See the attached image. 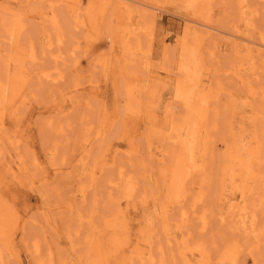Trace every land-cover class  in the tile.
I'll list each match as a JSON object with an SVG mask.
<instances>
[{"label":"rangeland","instance_id":"374dc122","mask_svg":"<svg viewBox=\"0 0 264 264\" xmlns=\"http://www.w3.org/2000/svg\"><path fill=\"white\" fill-rule=\"evenodd\" d=\"M258 45L264 0H0V264H264Z\"/></svg>","mask_w":264,"mask_h":264},{"label":"bare ground","instance_id":"6f19581e","mask_svg":"<svg viewBox=\"0 0 264 264\" xmlns=\"http://www.w3.org/2000/svg\"><path fill=\"white\" fill-rule=\"evenodd\" d=\"M117 11V10H116ZM116 11H114L113 13H116ZM140 12V11H139ZM112 18H113V14H112ZM113 22V21H112ZM129 32V31H128ZM133 34H131V36H132ZM130 36V37H131ZM134 36V35H133ZM130 43V42H129ZM31 50H32V48H31ZM253 52H256L257 54H259V53H262V54H264V45H258L254 50H253ZM32 53L34 54V52L32 51ZM128 55V54H127ZM129 56V55H128ZM57 57V56H56ZM147 64V63H146ZM58 77H61L60 75L58 76ZM5 93H6V85H2V86H0V94H1V100H0V106L2 105L1 103L3 102L2 100L4 99V97H5ZM253 92H251V94H252ZM255 93V92H254ZM253 93V94H254ZM252 94V95H253ZM256 94H254V96H255ZM3 98V99H2ZM200 102V101H199ZM202 102H204L203 100L200 102V104L202 103ZM203 104V103H202ZM207 106V105H206ZM206 106H204L205 107V109H206ZM200 107H202L201 108V110H203V106H201L200 105ZM199 107V108H200ZM197 110V109H196ZM199 110V109H198ZM196 113H199V112H196ZM262 145H259L258 146V148L261 150V148H263V147H261ZM84 159V158H83ZM83 159H81L80 160V162H83ZM81 168V167H80ZM81 170V169H80ZM92 172V171H91ZM264 177V176H263ZM126 180V179H125ZM112 187L115 185L113 182H112ZM133 182L131 183V182H129V181H125V185H124V192H127V193H124L125 195L126 194H128V192L130 193L132 190H133ZM109 187H111V186H109ZM109 187H108V189H109ZM115 187H117L116 185H115ZM114 187V188H115ZM111 189V188H110ZM82 192V191H81ZM133 193V192H132ZM80 196V195H79ZM127 196H129V195H127ZM142 196V195H141ZM109 199H110V197H109ZM131 199V198H130ZM69 207V206H68ZM239 209H240V207H239ZM245 210H246V208H245ZM239 211V210H238ZM241 211V210H240ZM239 211V212H240ZM244 211V210H243ZM192 214H194V213H192ZM240 214H242V213H240ZM89 217V216H88ZM253 217V216H252ZM91 218L89 217V220H87V224H88V226L90 227V228H93V223L91 222V220H90ZM241 219V218H240ZM251 219V218H250ZM79 220V219H78ZM255 220V219H254ZM182 221L183 222H185L186 221V217H184V218H182ZM240 221V220H239ZM79 222V221H78ZM248 223V222H247ZM240 224H241V230H242V232L243 233H245V234H250L251 233V235H253V233H254V231H256L255 230V227L253 226V223H252V226H250V227H248V226H246L245 225V223H241L240 222ZM251 224V223H250ZM255 225V224H254ZM69 232V231H68ZM77 232V231H76ZM257 236H259V235H257ZM256 236V237H257ZM68 237H69V235H68ZM254 237H255V235H254ZM184 244V243H183ZM235 245V244H234ZM37 246V245H36ZM35 247V246H34ZM86 247V246H85ZM38 248V247H37ZM37 248H35V250H37ZM232 249H233V247H232ZM200 250V249H199ZM237 251V250H236ZM237 253V252H236ZM201 254V253H200ZM224 254H225V252H224ZM184 255V254H183ZM237 255V254H236ZM206 256V255H205ZM181 257V256H180ZM183 257V256H182ZM226 257H229V255L228 256H226ZM234 256H232V258H233ZM235 257H237V256H235ZM202 258H203V256H202ZM203 260H205L204 258H203ZM229 260H230V258H229ZM236 260H237V258H236ZM254 260V259H253ZM252 261V260H251ZM232 261H230V263H231ZM232 263H234V262H232ZM231 263V264H232ZM251 264H257L256 263V261L254 262H252Z\"/></svg>","mask_w":264,"mask_h":264}]
</instances>
